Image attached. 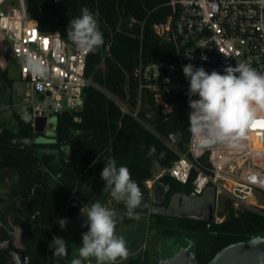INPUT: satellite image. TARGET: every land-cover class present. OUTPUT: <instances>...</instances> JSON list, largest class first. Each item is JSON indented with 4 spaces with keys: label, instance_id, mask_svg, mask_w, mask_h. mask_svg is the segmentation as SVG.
Wrapping results in <instances>:
<instances>
[{
    "label": "trees",
    "instance_id": "1",
    "mask_svg": "<svg viewBox=\"0 0 264 264\" xmlns=\"http://www.w3.org/2000/svg\"><path fill=\"white\" fill-rule=\"evenodd\" d=\"M166 2L62 0L54 5L26 0L27 14L39 29L57 30L71 45L66 37L69 21L82 8H89L96 14L104 43L88 52L85 75L90 85L84 91L83 109L57 116L51 143L37 142L44 134L34 132L32 111L15 115V128L0 127V177L5 171L17 176L12 187L17 196L14 224L21 230L24 246L19 252L0 248V264H8L9 259L17 264L21 255L25 264H70V245L63 256L53 255L50 247L53 237L60 236L56 221L75 215L82 205L90 206L102 195L105 181L100 173L109 157L116 159L117 166L129 168L131 178L146 195L152 163L167 169L178 159L167 144L170 136L176 138V150H185L192 132L188 97L167 94L160 104L148 92L139 95L134 74L140 53L144 62L172 57L171 46L154 32V26L165 23L170 14ZM0 81L11 82L7 71L0 70ZM122 106L128 112L123 113ZM75 116L79 121L73 120ZM153 146L155 152L149 155ZM159 183L168 187L165 205L175 193L190 194V185H181L168 175ZM218 215L224 216L219 224L177 219L186 228L206 232L191 252L197 264H210L221 251L250 242L253 236H264L263 215L237 211L230 200H224ZM174 250L172 246L171 255Z\"/></svg>",
    "mask_w": 264,
    "mask_h": 264
},
{
    "label": "built area",
    "instance_id": "2",
    "mask_svg": "<svg viewBox=\"0 0 264 264\" xmlns=\"http://www.w3.org/2000/svg\"><path fill=\"white\" fill-rule=\"evenodd\" d=\"M46 1L58 5L62 0ZM165 5L170 14L165 23L154 26V32L171 46L172 57L144 62L140 53L134 73L139 95L148 92L160 104L167 94L187 96L189 84L182 69L188 63L222 72L228 64L249 62L264 72V0H167ZM57 33L39 29L27 14L26 0H0V70L7 71L9 61L17 64L29 94L39 98L33 121L45 117L47 126L50 113L80 112L90 85L85 75L88 52ZM204 141H213L206 130L199 136L192 131L180 152L171 135L167 144L178 159L157 178L168 175L190 185L193 198L213 189L216 224L224 220L217 212L224 200H230L237 211L264 216V112L257 113L242 136L213 141L211 146H202ZM145 184L153 191V183Z\"/></svg>",
    "mask_w": 264,
    "mask_h": 264
},
{
    "label": "clouds",
    "instance_id": "3",
    "mask_svg": "<svg viewBox=\"0 0 264 264\" xmlns=\"http://www.w3.org/2000/svg\"><path fill=\"white\" fill-rule=\"evenodd\" d=\"M66 37L83 52L95 51L104 43V35L96 14L84 7L80 15L72 16L66 30ZM59 35V33H57ZM191 58V56H189ZM183 74L188 81V106L190 127L199 136L205 130L217 143L242 136L257 117L264 112V72L252 67L249 62L228 64L222 72H208L203 66L188 63L183 66ZM194 97H196L194 99ZM155 152L150 148L149 155ZM163 155V154H161ZM105 181L104 190L110 191L116 200L124 202L129 213L138 208L142 192L138 183L131 178L126 165L117 166L114 157H109L100 173ZM78 255L71 264H116L118 259H126L128 247L126 239L116 233L117 213L97 199L87 209ZM61 230L66 228L67 218H59ZM251 244L264 243V236H253ZM53 255L63 256L69 244L61 236L50 242Z\"/></svg>",
    "mask_w": 264,
    "mask_h": 264
},
{
    "label": "rangeland",
    "instance_id": "4",
    "mask_svg": "<svg viewBox=\"0 0 264 264\" xmlns=\"http://www.w3.org/2000/svg\"><path fill=\"white\" fill-rule=\"evenodd\" d=\"M7 76L11 82L0 81V127L15 128V115L25 116L33 111L38 105L39 98L35 93H30L26 82L21 78L19 69L15 62L9 61ZM57 116L53 113L48 114L49 126L45 129L44 135L38 137V143H51L53 134V125L56 124ZM47 135V136H46ZM50 150H43L41 153H50ZM52 153H56L53 151ZM163 169L153 162L150 168L151 178L148 180L153 185L159 183L157 178ZM17 176L13 172L5 171L0 177V248L12 251H22L24 246L21 241V230L14 224L16 213L14 210L17 196L12 187L16 183ZM146 185V184H145ZM147 188V185H146ZM148 194L144 195L141 208L133 213H129L124 202L116 200L111 196L110 191L104 190L102 195L97 198L104 205L113 209L117 213L116 233L123 236L127 241L128 256L126 259H118L116 264H170L174 255L194 250V245L206 235L205 230L186 228L183 224L174 218H159L152 213V190L148 189ZM72 199V198H71ZM95 199V201L97 200ZM76 200V197L73 198ZM75 203V202H74ZM89 205H82L81 209L73 216H66L68 223L64 230L60 229L58 221L56 222L59 234L72 247L69 254V262L78 255V246L81 244L82 233L87 231L82 227L85 223L87 209ZM223 211L222 201L217 212ZM217 213V214H218ZM196 228V229H195ZM201 238V239H199ZM175 248L171 255V250ZM184 250V251H183ZM165 251V253H164ZM183 253V255H184ZM170 255L169 257H167ZM192 258L186 264H197ZM185 256V255H184ZM173 258V259H172ZM91 264H96L95 258H90ZM8 264H13L9 259ZM25 264L24 257L21 255L20 262ZM87 264V262H85ZM174 264H183V261H176Z\"/></svg>",
    "mask_w": 264,
    "mask_h": 264
},
{
    "label": "water",
    "instance_id": "5",
    "mask_svg": "<svg viewBox=\"0 0 264 264\" xmlns=\"http://www.w3.org/2000/svg\"><path fill=\"white\" fill-rule=\"evenodd\" d=\"M127 111V106H124L123 113ZM47 127V118L38 117L34 119L33 128L35 133L42 134ZM212 144L213 141L201 143L202 146H211ZM167 193L168 187L158 183L153 192V203L155 205L164 204ZM144 198L142 194L141 204L135 210L141 208ZM163 209L158 213L169 218L212 224L215 222L216 213L215 191L208 189L201 197L196 198L183 193H175L170 197L167 207ZM257 261H259V264H264V243L253 245L247 242L221 251L210 264H258Z\"/></svg>",
    "mask_w": 264,
    "mask_h": 264
},
{
    "label": "flooded vegetation",
    "instance_id": "6",
    "mask_svg": "<svg viewBox=\"0 0 264 264\" xmlns=\"http://www.w3.org/2000/svg\"><path fill=\"white\" fill-rule=\"evenodd\" d=\"M155 187H156V185L154 186V189H155ZM154 189H153V192H154ZM153 192H152V199H153ZM152 204L153 205H152V211L151 212L154 213L155 215H161L158 212H160L161 210H164L163 208H166L167 207V205H165V203L162 204V205H155L153 203V200H152ZM161 216H164V215H161ZM164 217H167V216H164ZM167 218H169V217H167ZM180 251H181V249H179V253H177V254L174 255V257H173L174 259L172 258L173 260L171 261L170 264H174V262L181 261V260L183 261V264H186L187 261L189 262L191 260L190 259V258H192L191 255H190L191 253L188 250L185 253L183 252L185 256L183 255V253H181L182 251L181 252ZM231 258L233 259V257H231ZM185 261H186V263H185ZM227 262H229V261H227ZM257 263L259 264V261H257Z\"/></svg>",
    "mask_w": 264,
    "mask_h": 264
}]
</instances>
